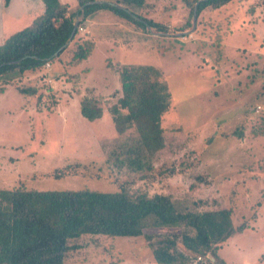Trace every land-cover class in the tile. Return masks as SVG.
<instances>
[{
	"label": "rangeland",
	"instance_id": "obj_1",
	"mask_svg": "<svg viewBox=\"0 0 264 264\" xmlns=\"http://www.w3.org/2000/svg\"><path fill=\"white\" fill-rule=\"evenodd\" d=\"M102 11L79 33L95 41L88 59L75 61L70 43L49 68L14 75L0 92V188L116 191L123 184L201 200L199 209L230 208L233 223L247 227L218 255L224 264H264V0L206 6L195 18L181 0H146L139 13L165 31ZM131 64L155 66L171 97L161 119L164 147L140 172L109 158L132 135L119 136L108 111L121 95L119 70ZM17 85L36 93L23 95ZM84 96L98 101L101 118L82 117ZM77 242L67 264H155L142 237L86 234Z\"/></svg>",
	"mask_w": 264,
	"mask_h": 264
},
{
	"label": "trees",
	"instance_id": "obj_2",
	"mask_svg": "<svg viewBox=\"0 0 264 264\" xmlns=\"http://www.w3.org/2000/svg\"><path fill=\"white\" fill-rule=\"evenodd\" d=\"M76 1L70 9L61 0H42V13L0 43V92L14 75L61 58L70 43L74 60L86 59L95 41L80 39L78 27L97 10H110L144 28L166 30L139 13L146 0ZM181 1L198 14L206 6L218 8L230 0ZM76 15L82 18L75 33L55 54L68 41ZM119 82L121 95L108 111L116 133L132 130V135L119 141L109 158L131 172L152 169L154 155L164 147L161 119L171 103L169 88L161 72L148 64L122 66ZM15 87L23 95L36 93L32 87ZM79 111L89 121L103 116L93 97L84 96ZM202 203L148 189L131 191L123 184L116 191L0 188V264H67L70 252L81 247L77 239L86 234L142 237L155 264H190L198 257L206 264H224L218 249L247 225L234 224L230 208L199 209Z\"/></svg>",
	"mask_w": 264,
	"mask_h": 264
},
{
	"label": "crops",
	"instance_id": "obj_3",
	"mask_svg": "<svg viewBox=\"0 0 264 264\" xmlns=\"http://www.w3.org/2000/svg\"><path fill=\"white\" fill-rule=\"evenodd\" d=\"M63 3H67L69 6V3L71 2L73 4V7H76L77 1L76 0H61ZM15 0H7L6 6L4 8L5 13L3 14L1 20H0V43L3 42V40L6 38V35L8 33H12L13 31L20 29L24 27L25 25L29 24L34 17L42 13L44 9V5L42 0H16V4H18L19 12L14 10ZM103 10V9H102ZM102 10H97L93 12L88 18L86 19L88 23H85V28L88 29L89 27V18L92 17L93 14H97L98 17L102 15ZM5 18V20H4ZM8 20V21H6ZM28 20V21H27ZM24 21L23 26H19V22ZM86 21V22H87ZM11 25V26H10ZM16 25V27L14 26ZM19 26V27H18ZM18 27V28H17ZM17 28V29H15ZM89 57V56H88ZM87 57V59H88ZM258 217L256 218L257 221ZM255 221V222H256ZM254 223V222H253ZM253 223H250L252 225ZM254 225H252L253 227Z\"/></svg>",
	"mask_w": 264,
	"mask_h": 264
},
{
	"label": "water",
	"instance_id": "obj_4",
	"mask_svg": "<svg viewBox=\"0 0 264 264\" xmlns=\"http://www.w3.org/2000/svg\"><path fill=\"white\" fill-rule=\"evenodd\" d=\"M199 1H201V0H198L197 2H199ZM94 2H105V1H94ZM108 3H111V2H108ZM197 4V3H196ZM195 4V5H196ZM80 17H81V15H76V17H75V20H74V24H73V28H72V31H71V33H70V36H69V39H68V41L65 43V44H63L56 52H55V54H57L58 53V51L60 50V49H62L63 47H65L69 42H70V40H71V38H72V36H73V34L75 33V31H76V28H77V26H78V23H79V20H80ZM193 18H195V9H194V12H193ZM147 27H149V26H147ZM150 28V27H149ZM191 31V30H190ZM190 31H185V32H182V33H189ZM179 34H181V33H179ZM11 62H14V61H11Z\"/></svg>",
	"mask_w": 264,
	"mask_h": 264
},
{
	"label": "built area",
	"instance_id": "obj_5",
	"mask_svg": "<svg viewBox=\"0 0 264 264\" xmlns=\"http://www.w3.org/2000/svg\"><path fill=\"white\" fill-rule=\"evenodd\" d=\"M82 17H80V19H81ZM78 30H79V32H86L87 30L85 29V27L84 26H82V25H80L79 27H78ZM186 34H184V36H183V38H186ZM50 66V64L47 62V63H45V67H49ZM48 81H50V79H48ZM259 107H257V109H258ZM198 260H200V257H198L197 258Z\"/></svg>",
	"mask_w": 264,
	"mask_h": 264
}]
</instances>
